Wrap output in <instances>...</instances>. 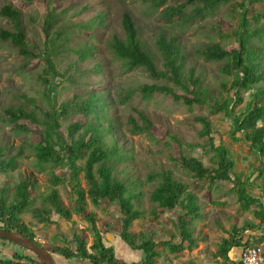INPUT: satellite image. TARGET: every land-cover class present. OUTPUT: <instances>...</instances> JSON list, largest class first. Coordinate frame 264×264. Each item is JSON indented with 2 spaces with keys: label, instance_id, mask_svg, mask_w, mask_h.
<instances>
[{
  "label": "rangeland",
  "instance_id": "1",
  "mask_svg": "<svg viewBox=\"0 0 264 264\" xmlns=\"http://www.w3.org/2000/svg\"><path fill=\"white\" fill-rule=\"evenodd\" d=\"M184 1L186 0H168L164 6L155 8L151 0H0V8L6 2H12L22 11L21 25L27 38L38 48L36 52L42 51L47 42L45 22L50 13H55L58 26H65L64 30L71 38L69 48L88 43L98 47L97 58L93 61H79L73 50L64 51L55 57L56 67L60 72H65V78L55 79V101L52 103H56L58 108L63 102L73 100L76 95L80 97V101L86 98L87 92L90 91L102 94L106 104L105 113L99 117L100 127L104 130L105 147H115L117 150L113 156L114 176L125 181L133 194L141 192L140 199H135L134 202L138 208L145 211V215L133 223L131 232H154L158 241L171 238L174 242L181 241L177 226L181 211L161 210L158 203L152 201L151 194L162 181L160 177L150 179L152 174L170 170L175 179L186 183L189 190L197 195L203 216L192 224L197 240L196 248L173 254L168 247L160 246L158 264H220L216 255L223 238H229V235L237 232L244 246L245 243L264 245V222L260 223L254 216V210L258 206L253 205L249 210H244L233 189L234 182L201 181L192 173L182 170L173 157H180L181 154L192 155L200 158L209 168L217 167V157L209 146L210 141L199 135L202 125L195 119L197 116H208L213 125L214 142L216 145H225L235 161L232 178L240 175L243 182L250 178L251 185L246 187V193L261 198L264 204V170L263 176H260L262 161L259 154L249 147V142L235 141L231 137V121L224 112L212 113L214 102L224 103L234 97L232 84L235 75L223 72L222 67L226 63L224 60L208 61L201 52L206 45L214 43H220L227 51L239 48L235 32L240 28L242 10L236 3L241 0L222 3L204 17L186 16L172 23L162 18L161 12L165 7ZM195 6L188 5V15L192 14ZM249 9L250 14H253L263 10L264 3L252 4ZM125 10L133 14L141 38L155 53L160 68L163 66L157 53V38L160 34H165L177 39L185 56L184 70L187 74L190 68L195 67L201 74L203 87L208 90L207 100L211 101L209 105L194 104L190 107L182 100L175 101L172 96L160 93H155L148 99L143 97L140 88L145 84H166L180 95H186V92L166 80L152 78L143 68L126 72L123 62L110 51L108 40L114 34L124 35L121 18ZM101 13L105 15L104 25H101L97 18ZM256 26L264 28V20L257 24L252 22L250 28ZM14 27L13 22L0 15V30H14ZM52 34L53 30L50 31V35ZM253 42L255 46L260 45L257 37L253 38ZM99 63L102 64L100 72L90 70ZM28 64L27 59L10 41L0 38V144L4 145L6 150L7 147H12V155L19 149L23 152L18 158V168L9 176H0V188H9L12 195L15 185L22 179L33 178L35 189L30 191L33 202L22 214V219L35 231L36 241L51 251L55 247L69 245L65 241L64 231L70 237L74 232L84 230L89 247L93 236L89 231L90 225L83 216L73 214L71 221H65L53 211L52 220L58 221L59 225L40 223L34 216L33 211L36 208L53 207L45 200L53 189L59 191L61 201L68 208L74 206L77 196L72 191L71 172L68 167L42 169L38 166L33 149V145L39 140L37 133L17 130L13 123L5 120L4 110L10 106L25 104L29 109L34 108L40 118L52 107V103L45 96V85L41 79L45 67L43 57L31 59ZM70 65L79 66L81 70L75 71ZM255 91L257 89L240 92L242 103L235 106L236 112L245 110ZM23 96L33 99L34 103ZM139 112H143L152 121L150 132L134 133L131 130V117L137 124H143ZM74 122L86 124L87 120L83 115L71 110L68 117L61 119V132L66 133ZM30 127L32 130L42 129L37 125ZM82 132L81 130L78 134ZM239 136L242 138L243 135ZM77 163L83 166L85 160L81 159ZM51 172L64 178L65 182L54 186ZM79 178L81 186L88 189L83 171L79 173ZM87 212L96 214L97 228L103 238L105 235L107 239H112L111 236L116 233L108 226L117 223L120 214L118 204L102 201L96 206L87 194ZM153 212H156V216ZM114 247L116 248L115 245ZM15 252L20 251L9 243L0 242V259L11 258ZM116 254L125 262L139 260L126 249L120 239H117ZM25 255L37 261V255L29 252H25ZM53 255L56 264H90L79 258L66 259L58 254Z\"/></svg>",
  "mask_w": 264,
  "mask_h": 264
},
{
  "label": "trees",
  "instance_id": "2",
  "mask_svg": "<svg viewBox=\"0 0 264 264\" xmlns=\"http://www.w3.org/2000/svg\"><path fill=\"white\" fill-rule=\"evenodd\" d=\"M155 8L164 6L168 0H151ZM232 0H186L177 5L165 7L162 18L172 23L188 17H204L208 12L214 11L222 3ZM264 3V0H241L236 5L242 10L241 24L239 30L235 32L238 37L239 48L227 51L220 43L209 44L201 50L202 55L208 61H225L222 70L228 75H235L232 84L234 97L224 103L214 102L212 113L224 112L227 119L231 121L230 135L235 141L245 140L249 142V147L257 152L262 161L260 176L264 170V28L256 26L250 28L252 22L259 23L264 20V9L250 14L249 6L252 4ZM188 5H196L192 14L188 15L186 9ZM87 8V7H85ZM0 15L15 24L14 30H0V38L15 46L19 53L29 60L43 57L45 67L41 79L45 85V96L52 103L55 101L53 94L56 92L55 79L65 78V72H60L55 64V57L60 53L73 50L81 62L96 60L98 47L93 44L80 45L76 48H69L71 42L65 26L57 25L55 13L48 15L45 22V33L47 42L42 51L38 49L31 39L27 38L24 27L21 25L22 11L6 2L0 8ZM97 18L100 24H105V15L99 14ZM121 24L124 35L114 34L107 43L108 48L115 57L120 59L126 72H131L138 68H143L156 80H166L175 86L180 87L186 95L178 94L171 86L166 84H145L140 91L145 99L150 98L155 93L170 95L175 101L182 100L186 105L194 104L209 105L207 100L208 90L203 87V79L195 67L189 69L186 74L184 70L185 56L180 44L173 36L160 34L156 40L157 53H159L163 68L157 64L155 53H153L141 38L140 29L137 26L133 14L125 10L122 14ZM53 34L50 35V31ZM259 39L260 45L255 46L253 38ZM75 71H80L79 66H72ZM90 70L100 72L102 64H96ZM263 84V85H260ZM253 98L247 104L245 110L236 112L235 106L242 103L240 92L242 90L254 91ZM34 103L33 99H27ZM80 97L75 96L73 100L63 102L58 108L56 103L51 104V109L43 113L40 118L36 110L29 109L25 104L10 106L4 110L5 120L13 123L17 130L25 133H37L39 140L33 145L38 166L42 169L46 167L65 166L71 172L72 191L77 196L72 208H68L60 199L59 191L53 189L45 198L53 207L36 208L33 213L40 223L48 225H59V222L52 220L54 211L60 219L71 221L72 215H81L88 222L89 231L92 233L93 242L88 247L87 236L84 230L74 232L70 237L64 231L67 246L55 247L51 250L53 254H58L66 259L79 258L90 264H158L160 246L168 247L173 254L181 253L184 250H193L197 246L194 237L192 224L202 218L201 206L198 204V197L189 190L188 185L174 178L170 170H164L152 174L150 179L161 178V182L152 192L151 199L158 203L161 210L170 211L178 209L181 211L178 229L180 230L181 241L174 242L173 238L162 241L156 240L154 232L133 233L131 227L133 223L145 215V211L138 208L134 200H139L141 192L133 194L129 191L125 181L114 176L113 156L117 153L115 147L106 148L103 143L104 130L100 127V115L105 113V99L102 94L90 91L84 99L78 101ZM37 108V107H36ZM71 110L83 115L87 122H74L68 127L66 133L61 132V119L68 117ZM143 124L131 117L134 133L150 132L153 126L150 118L143 112H139ZM196 121L201 123L202 129L199 135L208 139L209 146L217 157V167L209 168L202 160L195 156L181 154L180 157H173L179 163L182 170L192 173L201 181L212 183L221 181L234 182V191L237 193L241 208L249 210L253 205L258 206L254 210L255 218L264 222V204L261 198H257L246 193V187L251 185L250 178L246 182L240 179V175L235 179L232 173L235 168V161L230 150L223 144L216 145L213 138V125L208 116H197ZM24 121L26 123H20ZM111 121V120H110ZM112 122V121H111ZM30 125L41 126L42 129L32 130ZM82 134H78L79 131ZM239 135H243L242 138ZM12 147L0 144V176H9L12 171L18 168V158L23 154L22 149L14 155L11 154ZM84 159L83 166L78 165V161ZM83 171L88 189L81 186L79 173ZM33 179V178H32ZM31 178H24L15 185L14 193L11 195L9 188H0V229L22 233L29 239L35 241L39 246L43 245L36 241L35 231L22 219V214L31 206L33 199L30 196L31 189H35V183ZM51 180L54 186L65 182V179L51 172ZM90 195L92 203L96 206L102 201L110 204H118L120 214L117 223L108 226L118 234L122 240L129 245L132 250L143 252V258L139 262L127 263L116 257V250L112 246H106L103 241L101 231L97 228V217L94 212L86 213V196ZM156 216V212H153ZM252 226V225H250ZM254 226V224H253ZM0 242H6L15 246L20 252H15L11 258H1L0 264H45L36 256L37 261L25 255V252L33 253L27 248L7 239L0 238ZM247 244V243H245ZM72 245H74L72 247ZM244 242L237 236V232L223 238L217 257L228 260V253L232 247H242ZM49 250V249H48ZM239 264V263H238Z\"/></svg>",
  "mask_w": 264,
  "mask_h": 264
},
{
  "label": "water",
  "instance_id": "3",
  "mask_svg": "<svg viewBox=\"0 0 264 264\" xmlns=\"http://www.w3.org/2000/svg\"><path fill=\"white\" fill-rule=\"evenodd\" d=\"M0 238L7 239L10 242L27 248L28 250L35 253L45 264H56L54 255L51 251H49L45 247L39 246L35 241L29 239L22 233L0 229Z\"/></svg>",
  "mask_w": 264,
  "mask_h": 264
},
{
  "label": "crops",
  "instance_id": "4",
  "mask_svg": "<svg viewBox=\"0 0 264 264\" xmlns=\"http://www.w3.org/2000/svg\"><path fill=\"white\" fill-rule=\"evenodd\" d=\"M110 213H113V212L110 211ZM262 232H264L263 228H262ZM108 233L109 232H107L106 235H108ZM111 237H112V239H107V236L104 235L103 241H104V243H105L106 246H112V247H114V245H115L116 248L115 247L114 248L117 251V239H120L122 241L123 245L126 247V249L129 252L133 253L132 255L136 256L137 259H139V260H133L132 262H127V263L139 262L140 260H142V258H143V252L142 251L132 250L129 247V245L126 244L118 234H114ZM243 246L242 247H232L230 249L229 253H228V260H225L222 257H218L216 260L220 261V264H238V263H240ZM139 253H141V255ZM116 257H117V255H116ZM140 257H141V259H140ZM213 264H215V263H213Z\"/></svg>",
  "mask_w": 264,
  "mask_h": 264
},
{
  "label": "built area",
  "instance_id": "5",
  "mask_svg": "<svg viewBox=\"0 0 264 264\" xmlns=\"http://www.w3.org/2000/svg\"><path fill=\"white\" fill-rule=\"evenodd\" d=\"M239 264H264V245L243 246Z\"/></svg>",
  "mask_w": 264,
  "mask_h": 264
}]
</instances>
